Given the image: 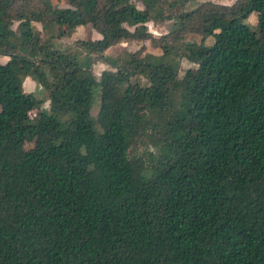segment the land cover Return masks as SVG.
<instances>
[{
    "label": "trees",
    "instance_id": "obj_1",
    "mask_svg": "<svg viewBox=\"0 0 264 264\" xmlns=\"http://www.w3.org/2000/svg\"><path fill=\"white\" fill-rule=\"evenodd\" d=\"M193 1L0 0V264H264V0ZM87 25L83 54L53 48Z\"/></svg>",
    "mask_w": 264,
    "mask_h": 264
},
{
    "label": "rangeland",
    "instance_id": "obj_2",
    "mask_svg": "<svg viewBox=\"0 0 264 264\" xmlns=\"http://www.w3.org/2000/svg\"><path fill=\"white\" fill-rule=\"evenodd\" d=\"M202 1H207V0H195L191 2L187 6V10H190L196 6L199 2ZM235 0H215L213 2L218 3V4H223V5H231ZM50 5L56 6L58 8H65L67 6V0H46ZM137 8H142L140 4L136 5ZM160 7L162 9V13L164 15H175L176 13L179 12L178 5L172 2V0H160ZM244 23H246L249 27L255 26V14L251 13L248 15V17L244 20ZM146 29L148 33L154 38H157L163 34L166 33V29L168 27L167 22H163L161 24H154L153 22H147L146 24ZM16 23L13 24L12 28L15 29ZM33 27L35 30L40 31V36H41V41H44L45 37L41 33V28L40 25L35 23L33 24ZM62 31L64 30L61 29ZM256 37L259 40L264 39V31L257 30L256 32ZM98 38V34L92 29L90 25L83 26V27H78L74 29L69 35L62 36L60 38H54L52 40V46L54 49L60 50V51H66V50H71V51H80L82 52L78 42L79 41H92ZM199 36L193 35V34H187L184 39L186 41H196L198 40ZM211 39L210 37L206 38L203 44L209 45ZM124 51L127 52H135L139 51L140 54H150V55H159L160 50L159 48L152 46L149 41H144V42H120L117 43L110 48H108L105 52L104 55L106 56H115L118 55ZM5 56L0 55V63H4L6 61ZM194 64L192 62L185 61L184 59L179 60V66L177 69V76L181 78L183 76V73L186 69H189L193 67ZM109 69L105 64H103L99 59H96L94 57V61L92 62L91 65V71L93 75L98 78L99 74L101 71ZM22 91L24 93H31L33 94L37 99L40 100V106H39V111L44 110L48 111L49 109V101L46 98V95L43 91H41L32 81H30L28 78H25L22 83ZM98 100L97 97H95V100L91 106V109L89 111V114L94 117L97 113L98 109ZM37 111H31L29 113V117L31 119L36 118ZM26 148L31 147V144L26 145ZM148 152L153 153V150L149 147H139L136 148L135 151L130 153L131 158H139L145 163H150L147 158Z\"/></svg>",
    "mask_w": 264,
    "mask_h": 264
},
{
    "label": "crops",
    "instance_id": "obj_3",
    "mask_svg": "<svg viewBox=\"0 0 264 264\" xmlns=\"http://www.w3.org/2000/svg\"><path fill=\"white\" fill-rule=\"evenodd\" d=\"M222 1V0H221ZM215 3V2H214ZM216 4H218V3H216ZM223 5V4H222Z\"/></svg>",
    "mask_w": 264,
    "mask_h": 264
}]
</instances>
